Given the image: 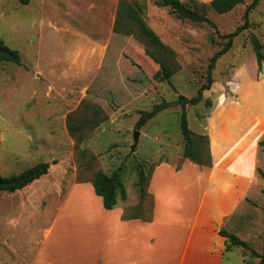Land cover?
<instances>
[{
  "label": "rangeland",
  "instance_id": "obj_1",
  "mask_svg": "<svg viewBox=\"0 0 264 264\" xmlns=\"http://www.w3.org/2000/svg\"><path fill=\"white\" fill-rule=\"evenodd\" d=\"M251 2L223 14L208 6L217 32L208 23L180 18L159 0H0V38L21 56V63L0 64V173L50 163L48 174L25 188L0 191V264L16 259L6 248L12 241L28 245L32 231L26 228L51 224L76 172L92 178L99 170L117 171L130 191L155 164L179 166L183 110L196 137L216 114L261 118L264 63L259 73L251 35L264 43V0L217 60L211 88L198 103L190 101L207 82L212 55L228 41L222 35L244 23ZM181 97L189 99L185 106ZM7 104L9 114L3 111ZM258 165L260 184L229 225L245 232L250 247L227 250L223 264H257L251 249L263 251L264 152ZM89 203L93 208L92 197Z\"/></svg>",
  "mask_w": 264,
  "mask_h": 264
},
{
  "label": "crops",
  "instance_id": "obj_2",
  "mask_svg": "<svg viewBox=\"0 0 264 264\" xmlns=\"http://www.w3.org/2000/svg\"><path fill=\"white\" fill-rule=\"evenodd\" d=\"M261 115L211 116L204 132L210 163L186 156L179 166L159 162L137 189L125 188L126 197L120 194L112 209L95 191V173L89 178L76 172L51 224L26 228L32 231L27 246L12 241L6 247L16 257L13 264H223L228 238L220 230L245 235L230 221L260 184ZM259 190L264 194L262 185Z\"/></svg>",
  "mask_w": 264,
  "mask_h": 264
},
{
  "label": "trees",
  "instance_id": "obj_3",
  "mask_svg": "<svg viewBox=\"0 0 264 264\" xmlns=\"http://www.w3.org/2000/svg\"><path fill=\"white\" fill-rule=\"evenodd\" d=\"M20 1L24 4L30 2V0ZM191 1L194 0H190V2ZM243 1L244 0H210L209 3H197L194 1V7L189 2H185L183 0H159V4L162 6H170L173 9V12L177 14L180 18H187L197 23H208L212 27H214L218 32L216 23L211 20L206 13L207 7L210 6L216 12L223 14L232 11L238 4L242 3ZM259 2L260 0H252V2L246 6L244 12V23L238 26L233 32L228 33L226 35H222L227 37L228 41L223 45L222 48H220L212 55L208 68L207 82L203 84L198 89L197 94L190 99L191 103H198L203 98L204 91L211 88L214 82L212 76V69L215 67L217 60L230 50L233 45V38L236 37L241 31L250 26L249 15L251 11L259 5ZM136 6L140 11L142 10V8H140L138 4H136ZM212 40L214 41L215 38H213ZM251 42L253 45V50L256 54L258 72L261 73L263 70L264 63V43L255 34L251 35ZM4 61H13L16 63H21V56L18 50L9 47L0 38V64ZM157 108L158 107L155 106L153 110L145 111L142 117L140 118L138 124L142 125L143 122L151 118L157 111ZM180 127L184 137V156L190 157L191 159L200 163H210L208 145L209 138L205 134L197 135V137L195 136L189 126L187 113L185 110H183L181 115ZM197 141L199 143H197ZM259 145L264 148V138L259 140ZM49 169V162H40L30 168H27L19 174L6 176L0 173V191L15 192L19 189H22L32 183L34 180L47 174L49 172ZM260 172L262 175H264V170H261ZM145 178L146 174L142 172L138 184H142ZM93 185L96 193L103 197V203L105 208L107 209H112L116 206L118 202V196L120 194L123 198L126 197V190L122 184V177L117 171H114L111 174L100 170L96 171L93 180ZM220 233L228 238L227 250L231 249L233 246H243L248 248L250 247L248 242H246L233 232L227 231L226 229H221ZM251 251L255 257L259 258L257 264H264V248L262 252H258L255 249H251Z\"/></svg>",
  "mask_w": 264,
  "mask_h": 264
},
{
  "label": "water",
  "instance_id": "obj_4",
  "mask_svg": "<svg viewBox=\"0 0 264 264\" xmlns=\"http://www.w3.org/2000/svg\"><path fill=\"white\" fill-rule=\"evenodd\" d=\"M179 100L182 101L183 106H185L189 102V99L187 97H181ZM139 135H140V131L136 130L135 136L138 138Z\"/></svg>",
  "mask_w": 264,
  "mask_h": 264
}]
</instances>
